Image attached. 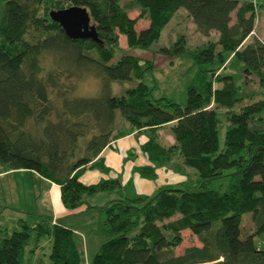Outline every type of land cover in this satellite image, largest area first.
I'll list each match as a JSON object with an SVG mask.
<instances>
[{
  "label": "trees",
  "instance_id": "1",
  "mask_svg": "<svg viewBox=\"0 0 264 264\" xmlns=\"http://www.w3.org/2000/svg\"><path fill=\"white\" fill-rule=\"evenodd\" d=\"M72 5L89 10L98 40L70 38L52 20L51 10ZM263 5L258 0H131L125 6L121 0H0V162L58 184L68 209H99L110 238L91 264H264V246L256 240L264 233V40L255 35L248 41ZM180 8L209 37L193 52L198 71L185 105L154 98L143 81L154 62L141 63L120 44L124 35L129 49H149ZM134 9L137 17L129 14ZM141 18L149 25L138 31ZM185 49L182 34L160 51L177 55ZM231 56L243 63L244 85L223 73ZM88 76L100 82L95 94L79 93ZM115 81L131 85L116 94ZM254 82L258 89L248 92ZM166 125L172 144L160 133ZM136 131L148 136L141 149L151 164L136 167L143 177L156 178L158 167L179 157L196 170V180L151 195L138 193L120 176L81 181L88 169L108 171L101 153ZM216 181L219 187L213 186ZM246 213L251 227L245 230ZM186 229L202 245L175 254ZM34 234L36 240L52 237L50 261L43 264H81L74 231L51 216L34 223L20 219L0 239V264H23Z\"/></svg>",
  "mask_w": 264,
  "mask_h": 264
},
{
  "label": "rangeland",
  "instance_id": "2",
  "mask_svg": "<svg viewBox=\"0 0 264 264\" xmlns=\"http://www.w3.org/2000/svg\"><path fill=\"white\" fill-rule=\"evenodd\" d=\"M131 0H121V4L125 6ZM258 3H264V0H258ZM264 12V5L262 7ZM258 11L257 17V33L262 40H264V13ZM131 17H137L139 10L134 9L129 11ZM235 16V13H234ZM188 17V11L185 8H180L176 15L163 29L161 37L149 49L131 48L127 47V39L123 35L120 38V44L126 52L140 58L141 63H146L152 60L154 67L145 73L143 81L152 88V96L154 98L168 97L185 105L188 99V87L192 83L198 71L193 52L203 47L208 41L209 37L201 34L196 30L195 24ZM149 21L146 18H141L137 24L136 29L147 27ZM184 35L186 39V49L177 55H168L160 49L164 46L173 45L180 35ZM254 35V36H255ZM211 39L216 40L218 34L214 33L210 36ZM253 39V38H252ZM250 39V40H252ZM122 52L118 51L114 57V61L121 56ZM234 76L237 84L244 85L246 81L243 63L237 57H231L227 68L223 72ZM99 80L94 77L88 76L79 84V93L82 94H95L99 89ZM113 90L116 94L124 93L125 90L131 85L127 81L112 82ZM257 82L250 84L247 91L257 90ZM252 88V89H251ZM259 97V96H257ZM264 116V112L262 113ZM225 125V124H224ZM163 141L166 144L172 141V131L170 126L163 128L162 131ZM225 126L220 131V144L224 146ZM146 134L128 139V141L120 144L119 149L114 154L117 163L123 166V175L126 182L135 181L138 184V189L145 191L148 194H154L158 188L163 186H175L180 182L195 181L197 172L194 168L185 166L182 158L175 157L174 160L168 165L158 167L157 177L154 179L144 178L140 173L135 170L136 166L142 165L144 162V153L140 148V143L147 139ZM134 165V166H133ZM132 167L129 172V168ZM28 171V170H27ZM99 170L95 172H88L84 180L95 181L99 179ZM130 179V180H129ZM134 179V180H133ZM222 179V180H227ZM228 181V180H227ZM225 181V183L227 182ZM221 181L213 183L214 187H219ZM134 184V183H133ZM146 184L149 186L146 187ZM47 185L45 182L40 184V180L31 171L12 173L0 177V239L10 234L16 227L20 219H26L31 223L44 218V216H53L52 197L47 195ZM60 196V191H57V196ZM56 196V193H55ZM94 214V213H92ZM82 218V219H81ZM76 217L75 215L62 216L60 221L64 225H74L78 227L75 233V241L82 256V262L86 260V252L83 244L89 242L90 250L87 252L89 255L90 264L96 252L101 245L106 242L110 235L102 228L100 220L96 216L86 215L84 217ZM84 220V221H82ZM251 213H246L243 216V224L245 230L251 227ZM183 241L174 249L175 254H180L188 246L198 245L201 246L202 242L197 235L191 230L186 229L182 231ZM264 233L256 238L257 241H262ZM264 241V240H263ZM97 245V246H96ZM52 250V237L42 236L36 240L35 234L26 247V253L23 264H43L50 261V254Z\"/></svg>",
  "mask_w": 264,
  "mask_h": 264
},
{
  "label": "crops",
  "instance_id": "3",
  "mask_svg": "<svg viewBox=\"0 0 264 264\" xmlns=\"http://www.w3.org/2000/svg\"><path fill=\"white\" fill-rule=\"evenodd\" d=\"M262 11V10H261ZM263 12V11H262ZM264 13V12H263ZM264 17V16H263ZM264 19V18H263ZM191 21V20H190ZM263 28H264V26H263ZM257 26H256V28H255V30H254V32L252 33V35L248 38V41H251L250 39H252L253 38V36L255 35V34H258L257 32ZM214 33H217L216 31H212V33H211V36L214 34ZM258 36V35H257ZM232 57V56H231ZM168 125H166V126H164L163 128H165V127H167ZM163 128L160 130V133L161 134H163L162 133V131H163ZM144 132H133V133H131V134H129V135H126V136H124V137H121V138H119V139H117L116 141H113L112 142V145H110V146H108L107 148H105L104 149V151L101 153V156H103L104 157V159H105V163H106V166L108 167V171H102V170H99V169H88V170H86L85 172H84V174L81 176V181L82 182H84V183H86V184H90V183H95V182H97V180H95V181H85L84 180V177H85V175L88 173V172H95V171H100L99 172V174H97L98 175V177H99V179H98V181L100 180V179H102V178H115V177H118V176H120L121 178H122V180L124 181V182H126L125 181V179H124V175H123V166L122 165H120V164H117V163H113V161H116V159H115V157L113 156L114 154H117L116 153V150H118L119 149V146H120V144H122L123 142H126V141H128V139H131V138H133V137H136V136H139V135H141V134H143ZM144 134H146V133H144ZM147 135V134H146ZM148 137V136H147ZM148 139V138H147ZM147 139L144 141V142H146L147 141ZM174 136L172 135V141L171 142H169V144H172L173 142H174ZM144 142H142V143H140V148H141V146H142V144L144 143ZM164 142V141H163ZM165 143V142H164ZM142 150V149H141ZM145 155V154H144ZM144 163L142 164V165H140V166H144V165H150L151 164V162L149 161V159L147 158V156L145 155L144 156V161H143ZM134 166V165H133ZM133 166H131L128 170H129V172L131 171V169H132V167ZM140 166H136V167H140ZM135 167V168H136ZM158 169V168H157ZM136 170V169H135ZM20 172H28L26 169H15V170H8L1 162H0V177H3V176H6V175H9V174H12V173H14V174H16V173H20ZM32 173V172H31ZM33 175H36L38 178H39V180H40V184L41 183H43V182H45L46 183V185H47V195L48 196H50V197H52V195H53V197H52V207H53V209H52V211H53V216H51V217H53V219H55L56 220V222H58V223H60V224H62V221H60V218H62V216H69V215H75L76 217L78 216V217H84V216H86V215H91V217H94V216H96V218L99 220V218H100V211H99V209H97V208H93V209H90V210H86L85 208V206H80V207H78V208H76V209H68V208H66L65 206H64V204H63V202H62V199H61V190H60V186L58 185V184H56V183H54V182H51V181H49V180H46V179H44V178H42L40 175H38L37 173H32ZM141 175V174H140ZM142 176V175H141ZM143 177V176H142ZM144 178H146V177H144ZM130 180V179H129ZM134 180V179H133ZM133 183H134V186H135V189L137 190V192L138 193H140V194H147V195H151V194H148L147 192H145V191H141V190H139L138 189V184H137V182H136V180L135 181H133ZM181 183V182H180ZM148 185L146 184V186H145V189H146V187H147ZM148 189H149V186H148ZM57 191H60V196L58 195L57 196ZM55 193H56V196H55ZM92 213H94V214H92ZM82 219V218H81ZM82 221H84V220H82ZM64 225V224H63ZM65 226H67V227H69L70 229H72L74 232H77V228L78 227H74V225H65ZM262 241H260L261 243H262V245L264 246V238H262L261 239ZM83 246H84V248H85V250H84V252H86V260H84V263L83 262H81V264H90V259H89V255H87V252H89V250H90V246H89V242H85L84 244H83ZM97 246V245H96Z\"/></svg>",
  "mask_w": 264,
  "mask_h": 264
},
{
  "label": "water",
  "instance_id": "4",
  "mask_svg": "<svg viewBox=\"0 0 264 264\" xmlns=\"http://www.w3.org/2000/svg\"><path fill=\"white\" fill-rule=\"evenodd\" d=\"M50 16L62 26L70 38L98 40L96 27L92 24L90 12L86 7L72 5L54 9L51 10Z\"/></svg>",
  "mask_w": 264,
  "mask_h": 264
}]
</instances>
